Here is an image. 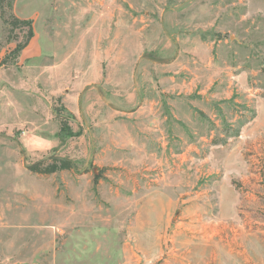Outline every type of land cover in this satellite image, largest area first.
Segmentation results:
<instances>
[{
	"label": "rangeland",
	"instance_id": "374dc122",
	"mask_svg": "<svg viewBox=\"0 0 264 264\" xmlns=\"http://www.w3.org/2000/svg\"><path fill=\"white\" fill-rule=\"evenodd\" d=\"M0 264H264V0H0Z\"/></svg>",
	"mask_w": 264,
	"mask_h": 264
},
{
	"label": "trees",
	"instance_id": "16d2710c",
	"mask_svg": "<svg viewBox=\"0 0 264 264\" xmlns=\"http://www.w3.org/2000/svg\"><path fill=\"white\" fill-rule=\"evenodd\" d=\"M10 24L13 27H18L20 25L28 27L27 40L25 41L24 44L18 45V48L14 51L16 54H19L24 48H26V46H28L29 42L34 36L32 23L31 21L21 20L16 17H13ZM72 169H74V164L71 161L62 160V159H54L52 160L51 163H49L45 167H42L41 163H38L36 165L31 166L29 170L35 174L51 175L58 171L72 170Z\"/></svg>",
	"mask_w": 264,
	"mask_h": 264
}]
</instances>
